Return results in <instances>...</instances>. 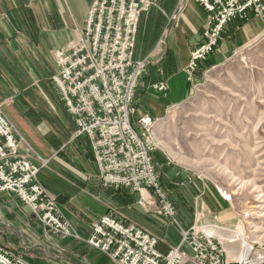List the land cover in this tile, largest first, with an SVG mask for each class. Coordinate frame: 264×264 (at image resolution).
<instances>
[{"label":"crops","instance_id":"obj_1","mask_svg":"<svg viewBox=\"0 0 264 264\" xmlns=\"http://www.w3.org/2000/svg\"><path fill=\"white\" fill-rule=\"evenodd\" d=\"M93 0H0V103L24 139L21 150L36 153L48 163L38 173L42 188L60 206L79 237H59L43 227L15 196L0 198V246L23 255L33 264H116L106 253L87 246L90 225L113 209L157 237V250L167 253L178 246L181 235L169 220L145 212L136 202L137 192L113 190L101 184L87 138L74 137L75 124L66 112L50 78L56 73L53 50L76 39ZM176 0H156L138 22L133 55L149 57L148 71L135 95L136 114L159 118L169 107L188 98L190 83L184 67L190 51L201 43L207 11L196 0H185L184 11L171 26L168 15ZM263 16L233 21L222 32L209 63L233 48L259 38ZM160 38L164 39L159 47ZM164 82L165 92L154 85ZM160 168L162 186L174 202L183 227L197 220L194 198L201 196L210 212L203 221L235 219L231 206L220 199L215 185L172 164L153 152ZM188 252V247L183 246Z\"/></svg>","mask_w":264,"mask_h":264},{"label":"built area","instance_id":"obj_2","mask_svg":"<svg viewBox=\"0 0 264 264\" xmlns=\"http://www.w3.org/2000/svg\"><path fill=\"white\" fill-rule=\"evenodd\" d=\"M196 1L208 15L204 39L190 52L184 67L188 80L197 63L216 48L221 31L231 20L264 13V0ZM154 2L93 0L79 36L53 50L56 73L50 82L73 118L74 137L87 138L101 184L116 191L137 192L138 205L145 212L166 217L179 230L180 243L161 254L154 234L127 222L113 209L91 223L84 242L106 253L116 264H264V249L249 243L238 232L215 222L194 221L190 227H183L173 201L160 183V172L152 157L158 118L146 112L138 115L134 106L136 91L149 64V57L136 60L133 55L137 23L141 13ZM184 5L185 0H178L176 11L180 13ZM163 43L160 38L159 47ZM154 88L165 91L167 85L158 82ZM8 102L0 103V192L17 197L53 234L79 237L38 181L37 173L47 165V159L22 152L23 138L2 109ZM207 227L235 235L233 241L239 246L234 261L226 257L218 235L206 231ZM0 264L33 263L0 246Z\"/></svg>","mask_w":264,"mask_h":264},{"label":"rangeland","instance_id":"obj_3","mask_svg":"<svg viewBox=\"0 0 264 264\" xmlns=\"http://www.w3.org/2000/svg\"><path fill=\"white\" fill-rule=\"evenodd\" d=\"M177 1L168 15L169 26L185 10L183 7L180 13L176 11ZM155 4L156 0L147 11ZM251 17L255 16L230 22H244ZM216 48L197 63L190 80L185 73L190 83L188 98L166 109L158 118L153 131V152L215 185L219 198L231 206L235 219L207 222L238 232L249 243L264 249V31L259 38L233 48L215 63L208 62L196 76L199 65ZM161 176L160 172V183ZM3 193L6 192H0V198ZM193 200L197 208L194 213L203 221L210 210L201 196ZM204 229L216 234L223 231ZM224 232L228 236V250L222 246L226 257L234 261L239 243L230 239L235 235Z\"/></svg>","mask_w":264,"mask_h":264},{"label":"bare ground","instance_id":"obj_4","mask_svg":"<svg viewBox=\"0 0 264 264\" xmlns=\"http://www.w3.org/2000/svg\"><path fill=\"white\" fill-rule=\"evenodd\" d=\"M209 232H214V230H206ZM227 233L224 232V230L222 232H217V235L219 237L220 243L223 244V246L225 247L226 250H228V246L226 245V240L228 239V236L226 235ZM227 238V239H226ZM231 240H233L232 238H230ZM230 240V241H231Z\"/></svg>","mask_w":264,"mask_h":264}]
</instances>
